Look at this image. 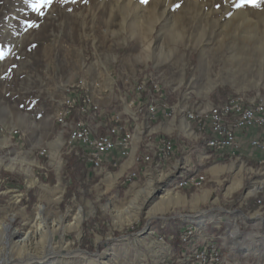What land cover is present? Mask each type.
<instances>
[{
    "label": "rangeland",
    "instance_id": "rangeland-1",
    "mask_svg": "<svg viewBox=\"0 0 264 264\" xmlns=\"http://www.w3.org/2000/svg\"><path fill=\"white\" fill-rule=\"evenodd\" d=\"M31 3L0 0V140L8 138L0 145V226L8 225L6 236L33 233V218L41 204L45 222L62 217V227L76 213H87L79 229L53 230L51 242L56 248L45 264H177L181 250H187L192 240L183 244L160 240L148 234L147 227L169 216L192 213L194 208L225 202L242 207L246 200L251 217H246L250 221L246 228L234 235L243 244L234 245L241 254L237 262L264 264L260 218L264 185L246 195L264 179L263 166L243 172L242 186L229 197L226 188L237 181L231 171L222 173L220 183H208L204 176L200 186L184 191L186 201L177 193L182 203L149 216L145 211L154 207L162 189L173 192L156 183L168 176L165 170L152 171L145 166L153 162L143 161L139 172L145 177L132 185L109 178L117 169L87 174L68 142L72 124L55 122L57 102L79 79L85 84L94 79L115 81L120 86L146 75L163 87L172 102L189 99V109L217 106L229 97L264 102V55L254 56L246 65H238L231 56L246 57L238 49L245 53L260 37L257 44L264 46V0L259 7L243 0H52L42 6V14ZM11 129H18L20 136L10 135ZM32 179L35 182L30 184ZM149 180L151 192L137 200L142 207L138 218L116 225L114 214L128 211L132 194ZM202 185L211 192L209 200L199 196ZM212 198L217 202L212 203ZM138 236L144 237L143 243L135 242ZM61 245L66 246L60 249ZM36 251L19 255L0 246V264H43L37 258L45 256L46 249Z\"/></svg>",
    "mask_w": 264,
    "mask_h": 264
},
{
    "label": "crops",
    "instance_id": "crops-1",
    "mask_svg": "<svg viewBox=\"0 0 264 264\" xmlns=\"http://www.w3.org/2000/svg\"><path fill=\"white\" fill-rule=\"evenodd\" d=\"M151 78L145 75L134 84L125 85L122 83L120 86L115 81L86 80L85 93L90 95L92 102L84 103L83 106H86L84 112H79V107H75L69 120L82 118L81 120L91 126L92 136L97 133H105L106 129L112 126H124L123 129L131 130L133 135L126 156H120L121 149L116 146L110 154L103 158V162L102 156H100L101 163L99 162L98 166L94 162L86 160L88 150L86 148H80V155L74 158L81 161L87 170V174L96 175L111 171V169H117L118 174L115 176V181L119 180L120 185H132L137 183L140 177H145L143 172H139L143 165L142 161H135L142 154L148 153L145 148L141 147V145H144L143 140L148 141V135H151L150 139L153 140L160 137L171 138L173 147H175L172 149L169 158L160 160L156 158L160 161L157 162L154 156L150 155L149 163H153L145 166L152 171L165 170L168 174L167 177L159 181L156 180V183H164V188L169 187V190L184 196L186 201L184 191L192 189L190 188L191 185L195 186L192 182H189L190 177L205 176L208 183L210 181L220 183L222 173L231 171L233 179L241 182L238 188L230 193H227L226 188V196H231L233 192H236L242 186L241 175L243 172H251L253 170L252 166L256 167L258 165V158L262 155L261 152L250 147H241L239 150L230 147L222 151L209 148L206 145V140L210 132L206 127H198L194 119H188L186 110L208 109L212 103L205 104L201 108L198 106L196 109H189L192 105L189 99L184 101L178 99L176 102H172L161 85H159L161 89L158 92L153 90L149 82ZM140 83L144 85L143 90H138V84ZM78 86L79 84L75 87ZM150 99L156 100V109L152 114H149L146 110V107L150 105ZM94 105L97 107L96 109ZM114 116L118 120H113ZM204 121L209 123L208 119ZM261 129V127H253L245 131H238L236 140L241 143L253 137L263 136ZM157 163L160 164L155 167ZM229 164H232L231 169L223 168ZM239 166L243 167V171L234 177V172ZM126 175H128L127 178ZM233 179L228 186L233 182ZM203 185L198 188L202 192L199 196L206 195V197L200 199L209 200L211 192L206 190L205 187L202 188ZM217 200L218 198H212L211 202L216 203ZM195 202H198V200ZM199 203L201 202L197 204ZM248 206L249 202L247 203L245 200L242 207L241 204L232 207L225 202L224 206L215 205L204 210L194 208L192 213L169 216L156 226L147 227L145 231L160 240H178L182 244L192 240L190 246L186 248L187 250H181L182 258L176 260L177 264H184L192 253L203 247L219 254V262L215 264H238L237 260L241 254H238L237 248L234 249V245L243 246V244L241 240L237 241L234 235L242 232L250 222L246 220V217H251ZM260 215L261 221H263L264 214ZM189 228L192 229L193 233L187 242H183L181 237L186 232L185 229ZM255 229L257 228L255 227ZM261 247L264 248V244ZM181 249L183 248L181 247ZM245 262V264H249L247 260Z\"/></svg>",
    "mask_w": 264,
    "mask_h": 264
},
{
    "label": "bare ground",
    "instance_id": "bare-ground-1",
    "mask_svg": "<svg viewBox=\"0 0 264 264\" xmlns=\"http://www.w3.org/2000/svg\"><path fill=\"white\" fill-rule=\"evenodd\" d=\"M256 37V35L253 36V38ZM261 37L255 39V43H251L250 49L247 50L245 53L241 51L239 48L238 51L240 52L239 54H243L246 57H238L235 54L231 55L232 60L237 62L238 65H246L248 64L249 61H252L253 57H262L264 55V46L262 44H257L259 41H261ZM236 51V50H235ZM236 53V52H235ZM255 59V58H254ZM249 60V61H248ZM151 84V87L153 90L158 89V84L154 83V80L149 81ZM156 82V81H155ZM157 83V82H156ZM67 91L70 90L69 88L66 89ZM67 95H65V98L62 100L61 105H60V111L57 117V114L55 116V122L61 126H65L68 122L72 124L70 126V129L67 133L68 135V142L71 144L72 150H75V154L79 155L80 154V147H77L76 144V139H74V134H76V126L78 123H80V119L74 120H69L70 115L72 114V110L75 107H71L69 103H66ZM230 101H233V106H239V107H249V108H258V106L264 107V102L261 101H255V100H242L240 97H229L226 99V101L220 105L217 106H211L208 109L204 110H199V111H194V110H186V117L188 119H194L199 118L200 120H205L208 119L209 123H215V114L217 113L219 118L223 119H217V126H226V119H233L235 117H239L241 115V108H228L227 103H230ZM87 104V103H86ZM84 105V104H83ZM80 106V112H84V107L86 106ZM79 109V108H78ZM82 119V118H81ZM82 123L84 126L88 129L89 134L92 135V128L91 126L87 125L83 120ZM119 126H112L109 127L105 133H97L96 135L93 134L94 136V142L96 143H101L102 146H109V145H115L119 146L120 149H123V153L121 154L122 156H126L128 154V147L130 145L131 139L133 132L131 130L123 129V128H118ZM65 128V127H64ZM14 131L19 132L18 129H11ZM10 130V135L14 136L15 133ZM187 132V131H185ZM105 134V136H104ZM151 135H148L149 140L144 143L142 148L146 149L148 153L142 154L138 158L135 159V161H149L150 160V155H153L155 160L157 159H167L170 156V153L172 149H168V156H166V153H160V152H165V147H173V142L170 139H166L163 137L157 138L156 140L150 139ZM6 139L0 140V145H5L7 143ZM61 141V140H59ZM165 143V144H161ZM206 145L210 148V139L208 138L206 140ZM82 148H86L87 150V161L89 162H94L96 165L99 164L101 161V158L99 156V152H93V146H84ZM84 151V150H83ZM92 154V156H89ZM86 157V156H85ZM159 160H156L157 162ZM160 162V161H159ZM101 163V162H100ZM160 164V163H159ZM157 163V167L159 166ZM258 164L264 167L263 161L258 160ZM98 166V165H97ZM143 167V165H142ZM141 167V169H142ZM218 168V167H216ZM225 169H231L232 164H229L228 167H223ZM242 166H239L235 172L236 175H239L242 171ZM215 170V169H213ZM220 170V169H218ZM144 173V172H143ZM118 173H110L109 178L114 179L115 176ZM164 174H159V178H163ZM204 180L203 176H197V177H190L189 182H192L195 186H199L200 183ZM35 182V179H32L30 181V184H33ZM152 180H149L146 183V187L139 188L137 189L133 194L132 197L130 198L129 201V209L128 211H117L115 213L114 211V217H115V224L120 226L123 224H128L132 223L134 220L138 218V215L140 211L142 210V207H140L137 204L138 197L142 194L149 195V193L152 190ZM240 181L237 180L236 182H233L229 187L227 192L230 193L232 192L235 188H238L240 185ZM264 185V179L256 182L252 188H250L247 191V195L253 194L260 189L263 188ZM161 190V189H160ZM17 197V195H16ZM204 198V197H203ZM184 199L181 198V196H178L177 193H171L170 191L162 189L159 195L156 196V201L154 202L153 206L149 209H147L145 212L147 215L151 216L154 214L155 211H163L169 208L170 205H175L178 203H182ZM17 201V200H16ZM150 207V206H149ZM43 211H44V206L41 204L38 205L36 215L33 218V224H34V231L31 232H22L16 235H11V236H6L7 229L9 228L8 225L1 227L0 226V246L2 247H7L8 250H11V248L19 251L18 254L22 255L25 253H33L31 255H35L37 253L36 249L39 247V249L44 248L46 249V253L43 255L45 256H40L37 259H39L41 262L40 263H47L49 259L51 258L50 255L54 252L55 246L52 245L51 242V235L53 233V230H56L57 228H61L62 230L64 229H79L81 222L83 219L86 217L87 213L83 212H78L76 213L65 225L62 227L63 223V218L59 217L58 220H52L51 222H45V219H43ZM113 217V218H114ZM264 221V220H263ZM262 223V222H261ZM48 224V225H47ZM46 225V226H45ZM261 225V224H260ZM264 225V223H262ZM264 227V226H263ZM186 232H184V235L181 237V240L183 242H187L190 236L192 235L193 231L192 229H185ZM31 233V234H30ZM49 234V236H47ZM80 236V233H79ZM43 242V243H42ZM135 242H144V237L143 236H138L135 239ZM66 245H61L59 248L63 249ZM36 251V253H35ZM62 251V250H61ZM38 253L41 255L42 251H38ZM163 255V254H162ZM33 258H36L34 256ZM8 260V259H7ZM22 260V259H21ZM38 260V261H39ZM189 264H195L198 261V264H214L215 262H218L219 257L215 251L207 250V248L199 249L195 251L192 255V258L190 259ZM4 261V260H3ZM20 261V260H19ZM29 261V260H28ZM1 263V260H0ZM26 262L25 264H27ZM55 264H65L62 263L61 261L56 262ZM110 264V263H109Z\"/></svg>",
    "mask_w": 264,
    "mask_h": 264
},
{
    "label": "built area",
    "instance_id": "built-area-1",
    "mask_svg": "<svg viewBox=\"0 0 264 264\" xmlns=\"http://www.w3.org/2000/svg\"><path fill=\"white\" fill-rule=\"evenodd\" d=\"M154 83L159 84L155 82V79ZM143 88V84H138V90H143ZM91 102L92 101L90 95L85 93V79H79V86L67 91L66 103H69L70 108L79 107L80 112V105ZM155 102L156 100L150 99V105L146 107V110L149 114L155 112ZM60 104L61 103L57 102L55 110V114H57V117L60 111ZM227 107L230 109L241 108V115L233 119H226V126H217V119H223L219 118L217 113L215 114V123H208L204 120H200L199 118H195V122L198 127H206L210 132V135L208 136V138L210 139V148L215 151H222L230 147L234 148L235 150H239L241 147H250L253 150H258L259 152H261L262 155L258 158V160L263 161L264 163V135L247 139L241 143L236 140L238 131H245L253 127H261V133L264 134V107L258 106V108H249L247 106H233V101L227 103ZM96 108L97 107L95 106V109ZM113 120L118 119L114 116ZM123 127L124 126H119L118 128ZM11 131H13L15 135L20 136L19 132L14 130ZM74 139H76L77 147L82 148L84 146H93V152H99V156H102V162L103 158L106 155L110 154V152L116 148V146L113 144L109 146H102L101 143L94 142V136L89 134L88 129L84 126L81 119L80 123H78L76 126V134H74ZM174 147H165V152L160 153H166V156H168V149H174ZM122 153L123 149H121L120 156ZM89 156H92V154H90ZM127 177L128 175H126V178ZM195 264H198V261Z\"/></svg>",
    "mask_w": 264,
    "mask_h": 264
},
{
    "label": "snow or ice",
    "instance_id": "snow-or-ice-1",
    "mask_svg": "<svg viewBox=\"0 0 264 264\" xmlns=\"http://www.w3.org/2000/svg\"><path fill=\"white\" fill-rule=\"evenodd\" d=\"M146 3L147 0H144ZM244 3H250L254 7H259L260 6V0H243ZM52 3V0H32L31 6L34 11H37L38 13H41V8L46 7ZM241 5H237V7H240ZM42 14V13H41ZM31 27H35V24H31Z\"/></svg>",
    "mask_w": 264,
    "mask_h": 264
},
{
    "label": "trees",
    "instance_id": "trees-1",
    "mask_svg": "<svg viewBox=\"0 0 264 264\" xmlns=\"http://www.w3.org/2000/svg\"><path fill=\"white\" fill-rule=\"evenodd\" d=\"M133 229H134V227H133Z\"/></svg>",
    "mask_w": 264,
    "mask_h": 264
}]
</instances>
